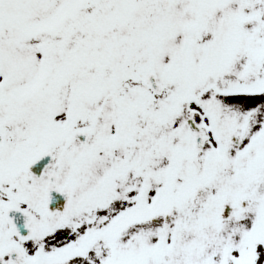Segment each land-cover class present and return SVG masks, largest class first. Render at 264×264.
Segmentation results:
<instances>
[{
  "label": "snow or ice",
  "instance_id": "obj_1",
  "mask_svg": "<svg viewBox=\"0 0 264 264\" xmlns=\"http://www.w3.org/2000/svg\"><path fill=\"white\" fill-rule=\"evenodd\" d=\"M0 264H264V0H0Z\"/></svg>",
  "mask_w": 264,
  "mask_h": 264
}]
</instances>
